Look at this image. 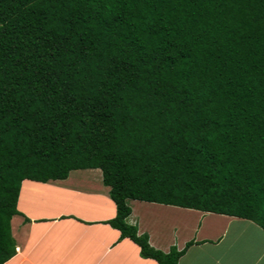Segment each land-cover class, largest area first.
I'll list each match as a JSON object with an SVG mask.
<instances>
[{"label": "trees", "instance_id": "trees-1", "mask_svg": "<svg viewBox=\"0 0 264 264\" xmlns=\"http://www.w3.org/2000/svg\"><path fill=\"white\" fill-rule=\"evenodd\" d=\"M89 168L159 264L194 241L154 248L129 199L264 230V0H0V264L22 180Z\"/></svg>", "mask_w": 264, "mask_h": 264}, {"label": "crops", "instance_id": "crops-1", "mask_svg": "<svg viewBox=\"0 0 264 264\" xmlns=\"http://www.w3.org/2000/svg\"><path fill=\"white\" fill-rule=\"evenodd\" d=\"M129 224L154 248H186L178 264H264V230L251 220L129 199ZM10 220L15 253L3 264H159L107 220L116 208L98 168L65 179H23Z\"/></svg>", "mask_w": 264, "mask_h": 264}]
</instances>
